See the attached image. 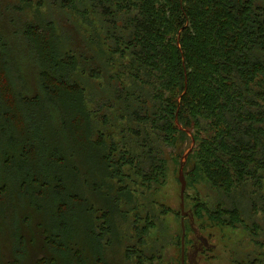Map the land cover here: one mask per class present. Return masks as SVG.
Masks as SVG:
<instances>
[{
  "label": "trees",
  "instance_id": "trees-1",
  "mask_svg": "<svg viewBox=\"0 0 264 264\" xmlns=\"http://www.w3.org/2000/svg\"><path fill=\"white\" fill-rule=\"evenodd\" d=\"M186 139V185L215 192L192 196L194 221L261 249L264 0H0L8 264H151L165 151Z\"/></svg>",
  "mask_w": 264,
  "mask_h": 264
},
{
  "label": "rangeland",
  "instance_id": "rangeland-1",
  "mask_svg": "<svg viewBox=\"0 0 264 264\" xmlns=\"http://www.w3.org/2000/svg\"><path fill=\"white\" fill-rule=\"evenodd\" d=\"M194 142V141H193ZM194 143H189L186 139L181 146L169 147L166 149L167 161V172L163 182L156 188L155 198L157 201L164 203L166 208H169V213L163 218L160 227L153 229L146 239V254L151 255L149 248L156 249L158 242L160 250L158 252V258H153L151 264H178V254L179 248L176 244V240L182 235L181 228V211H180V182L178 180L179 168L182 163V171L184 173L185 166L191 165L192 160L187 159L190 147H193ZM185 155H187L185 157ZM177 159L178 162L175 163L174 160ZM188 193L186 200L184 199V210L187 214L183 217L184 223V251L188 249L190 259L192 264H246V260H251V264H256L253 262V258H257L258 253L264 256V246L259 249L252 242H250V236L247 235V230L242 226L238 225L235 228L229 226L219 227L214 225L212 222L206 220L201 224L198 221H194L191 214V207L193 200L192 196L199 195L202 200L214 202L215 192L209 190L203 182H195L191 185L185 187L184 195ZM260 224L264 223L261 217L258 218ZM189 221L193 225V231L189 230ZM199 224L202 225L199 228ZM182 229V228H181ZM96 233L98 230L95 228ZM9 229V233H10ZM24 242L29 243V237L31 236L30 230H25L21 233ZM181 238V237H180ZM209 241V246L202 251L195 253L196 248L192 246V241L204 242ZM208 238V240H207ZM260 240L264 241L263 233L260 235ZM2 242V238H1ZM199 243H196V247ZM13 241L7 237L6 244L2 242L0 249V259L2 264H8L12 259L8 256V251L13 248ZM26 255L27 251L24 249ZM181 253V252H180ZM155 255V254H153ZM41 254L36 256L40 258ZM50 258L52 255H47ZM156 256V255H155ZM154 257V256H153ZM160 257V258H159ZM181 258V257H180ZM70 259V258H69ZM264 264V257H262ZM31 261V260H30ZM34 261V260H33ZM71 262L73 260L70 259ZM187 261V258H186ZM245 261V262H244ZM243 262V263H241ZM19 262V264H21ZM258 263V262H257ZM32 264V262L30 263ZM69 264H77L76 262ZM148 264V262H145Z\"/></svg>",
  "mask_w": 264,
  "mask_h": 264
},
{
  "label": "water",
  "instance_id": "water-1",
  "mask_svg": "<svg viewBox=\"0 0 264 264\" xmlns=\"http://www.w3.org/2000/svg\"><path fill=\"white\" fill-rule=\"evenodd\" d=\"M193 139H192V144H193ZM192 149V147H190L189 151ZM187 155H185L186 157ZM178 180L180 182V211H181V228H182V235L180 238V249H181V253H180V257H181V263H184L183 257H184V223H183V217L187 214V212L184 210V190L186 187V181L184 178V173L182 171V163L180 164V168H179V176H178ZM204 241L205 238H204Z\"/></svg>",
  "mask_w": 264,
  "mask_h": 264
},
{
  "label": "flooded vegetation",
  "instance_id": "flooded-vegetation-1",
  "mask_svg": "<svg viewBox=\"0 0 264 264\" xmlns=\"http://www.w3.org/2000/svg\"><path fill=\"white\" fill-rule=\"evenodd\" d=\"M207 240H208V238H207ZM196 243H199L198 247H196ZM192 246H194V248H196V250L194 252L197 253L198 251L200 252V251L204 250L206 247H208L209 246V241L208 242L204 241L202 243L200 241L198 242V241L193 240L192 241ZM186 258H187V261H186ZM189 259H190V257H189V252H188V249H187L186 253L184 251V257H183L184 263L183 264H192L191 261H188Z\"/></svg>",
  "mask_w": 264,
  "mask_h": 264
},
{
  "label": "bare ground",
  "instance_id": "bare-ground-1",
  "mask_svg": "<svg viewBox=\"0 0 264 264\" xmlns=\"http://www.w3.org/2000/svg\"><path fill=\"white\" fill-rule=\"evenodd\" d=\"M35 176V175H34Z\"/></svg>",
  "mask_w": 264,
  "mask_h": 264
}]
</instances>
